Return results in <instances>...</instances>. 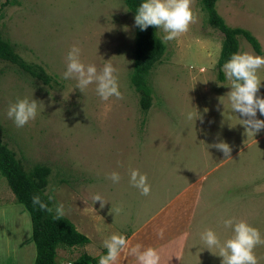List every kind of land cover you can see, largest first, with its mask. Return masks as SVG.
Instances as JSON below:
<instances>
[{
    "label": "rangeland",
    "instance_id": "1",
    "mask_svg": "<svg viewBox=\"0 0 264 264\" xmlns=\"http://www.w3.org/2000/svg\"><path fill=\"white\" fill-rule=\"evenodd\" d=\"M0 1L1 37L47 77L44 83L0 61V140L26 170L37 164L50 168L46 193L54 197L53 206L64 205V217L91 237L99 255L105 250L102 233L105 239L114 230L125 235L161 208L168 209L169 220L175 217L187 227L181 264H221L218 250L207 248L200 234L211 229L221 241L230 238L226 219L244 220L264 237V130L253 137L245 133L232 111L230 83L224 74L217 80L222 36L207 25L199 0H193L196 22L189 31L164 42L162 60L149 75L152 103L145 115L129 84L134 20L121 0ZM216 11L226 25L249 31L261 53L242 38L238 52L264 56V0H218ZM157 33L162 39L164 33ZM73 45L81 48L85 65L99 70L108 61L116 68L122 100L102 101L95 85L81 92L75 80L62 78ZM258 75L264 98V68ZM24 98L42 103L36 118L18 128L7 110ZM195 111L203 122L194 121ZM190 112L193 120L187 119ZM257 119L264 116L257 112ZM221 140L232 148L230 159L207 147ZM132 169L147 175L150 195L130 186ZM113 171L119 183L107 179ZM93 194L102 196L103 207L93 203ZM13 201L17 204L0 175V204ZM92 208L107 227H100L104 220L100 228L91 224ZM87 249L94 251L87 244L58 248L57 257L75 260ZM254 251L264 264V245Z\"/></svg>",
    "mask_w": 264,
    "mask_h": 264
},
{
    "label": "clouds",
    "instance_id": "2",
    "mask_svg": "<svg viewBox=\"0 0 264 264\" xmlns=\"http://www.w3.org/2000/svg\"><path fill=\"white\" fill-rule=\"evenodd\" d=\"M193 0H142L136 9L134 24L141 31L150 26L161 30L164 35L163 42L177 39L189 31L190 25L196 22V16L192 11ZM81 48L73 45L66 56V70L62 74L64 80H75L76 89L81 92L90 85H95V92L102 101L111 98L122 100L123 94L119 90L116 68L108 61L101 69L94 64L85 65L80 59ZM264 68V56L249 52H236L223 64L221 71L230 83V91L227 93L232 111L241 117L240 125L245 133L255 136L264 130V120L257 119V112L264 116V98L259 95L262 80L258 71ZM42 102L34 99H18L9 105L7 117L11 119L18 128L24 127L29 121L34 120L38 114V108ZM110 111V106L105 107V115ZM188 120L194 119L193 113H188ZM201 119L195 111V119ZM221 152L225 159H230L232 148L222 140L218 143L208 145ZM113 183H119L121 177L118 172L113 171L107 176ZM129 184L136 188L142 196H148L151 185L148 183L146 174L138 169H132L129 173ZM53 196L48 195L52 201ZM93 203L99 201L101 207L106 203L101 195L93 194ZM32 204L40 210L52 214L54 221L61 220L66 215L62 203L49 206L40 195H33ZM120 208L115 210L119 214ZM226 229H231L230 238L221 241L217 234L211 229H205L200 234V239L207 248H215L221 257V264H259L255 255V248L264 245V237L260 231L249 225L244 220L234 218L223 221ZM156 235L160 238L164 235V229L157 230ZM106 250L99 256L98 264H121V260L131 257L134 264H160L161 257L158 251L152 247H145L140 243L132 244L122 234H112L102 243Z\"/></svg>",
    "mask_w": 264,
    "mask_h": 264
},
{
    "label": "trees",
    "instance_id": "3",
    "mask_svg": "<svg viewBox=\"0 0 264 264\" xmlns=\"http://www.w3.org/2000/svg\"><path fill=\"white\" fill-rule=\"evenodd\" d=\"M121 1L132 14L134 20L136 9L142 0ZM217 1L199 0V5L205 14L207 25L222 36L216 63L217 80L222 82V66L233 53L239 51L240 38L244 39L255 53L260 54L261 52L258 41L249 31L225 24L216 11ZM164 53L165 44L158 35L156 28L150 26L147 30L141 31L134 24L133 64L129 84L137 96L138 107L144 115L152 103V90L148 83L149 75L153 68L161 62ZM0 61L12 64L23 73L47 83V77L42 68L24 61L16 53L14 47L1 35ZM50 174V168L41 164L26 170L22 162L16 158L15 153L0 140V175L5 178L17 204L22 205L29 215L32 240L36 251L34 264H61L56 261L58 248L83 247L89 242L88 238L81 232L79 233L67 218L63 217L61 220L54 221L52 214L42 211L38 206L32 204V196L38 194L45 203L50 207L53 206V200L49 201L46 193ZM105 252L103 250L101 254ZM99 256L92 258L86 253H81L69 264H98Z\"/></svg>",
    "mask_w": 264,
    "mask_h": 264
},
{
    "label": "crops",
    "instance_id": "4",
    "mask_svg": "<svg viewBox=\"0 0 264 264\" xmlns=\"http://www.w3.org/2000/svg\"><path fill=\"white\" fill-rule=\"evenodd\" d=\"M91 214V224L98 227L99 222L104 219L100 216L98 218V214L93 208ZM168 216L167 208H161L160 210L155 209L151 214H149L148 218L144 220L142 225L135 226L124 236H126L132 244L140 243L145 247H152L156 249L161 257L160 264H181L182 262L179 259V255L181 251V244L183 242L184 231L187 227L183 226L182 222H177L175 217H171L172 219L169 220ZM100 227H107L105 220L104 222H101ZM160 228L164 229V235L162 238L156 235L157 230ZM105 230L106 229H103L102 232ZM114 231H116V234H119L118 230ZM97 233L98 232H96V235ZM99 234L101 235V233ZM105 234L106 232L101 235L104 240ZM86 237L89 240L87 245H92V249L95 251L87 249L88 251L86 250V254L95 258L99 255V252L93 247L94 245L91 241V237L88 235ZM35 256L36 251L32 240L31 223L28 213L22 205L20 207L19 204H14V201L1 203L0 264H34ZM56 261L61 264H69L74 260H63L62 258L59 259L56 256ZM121 264H134V261L131 257L127 259L122 258Z\"/></svg>",
    "mask_w": 264,
    "mask_h": 264
},
{
    "label": "built area",
    "instance_id": "5",
    "mask_svg": "<svg viewBox=\"0 0 264 264\" xmlns=\"http://www.w3.org/2000/svg\"><path fill=\"white\" fill-rule=\"evenodd\" d=\"M68 264V263H67Z\"/></svg>",
    "mask_w": 264,
    "mask_h": 264
}]
</instances>
